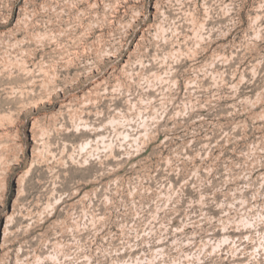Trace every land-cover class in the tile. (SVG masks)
<instances>
[{
    "label": "rangeland",
    "instance_id": "374dc122",
    "mask_svg": "<svg viewBox=\"0 0 264 264\" xmlns=\"http://www.w3.org/2000/svg\"><path fill=\"white\" fill-rule=\"evenodd\" d=\"M0 264H264V0H0Z\"/></svg>",
    "mask_w": 264,
    "mask_h": 264
}]
</instances>
